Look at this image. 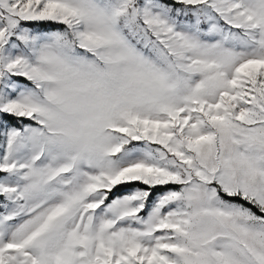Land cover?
I'll return each mask as SVG.
<instances>
[{
    "label": "snow or ice",
    "instance_id": "snow-or-ice-1",
    "mask_svg": "<svg viewBox=\"0 0 264 264\" xmlns=\"http://www.w3.org/2000/svg\"><path fill=\"white\" fill-rule=\"evenodd\" d=\"M0 264H264V0H0Z\"/></svg>",
    "mask_w": 264,
    "mask_h": 264
}]
</instances>
